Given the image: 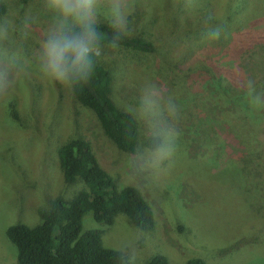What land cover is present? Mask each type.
<instances>
[{
    "label": "rangeland",
    "instance_id": "rangeland-1",
    "mask_svg": "<svg viewBox=\"0 0 264 264\" xmlns=\"http://www.w3.org/2000/svg\"><path fill=\"white\" fill-rule=\"evenodd\" d=\"M221 1L134 0L139 4L134 21L150 25L145 34L155 51L147 55L120 47L106 50L101 60L115 76L114 101L120 109L121 101L136 100L145 80L162 86L180 106L182 135L174 165L168 174L150 179L132 174L129 155L112 147L98 129L95 115L81 108L73 94L34 70L41 34L50 20L46 0H3L6 12L0 17L10 15L17 27L26 14L36 22L27 39L22 40L18 32L14 35L15 45L22 49V62L33 70L30 76L18 79L7 95H0V264H18V251L6 235L9 227L39 224L40 212L48 211L52 200L70 199L81 188L64 181L58 159L59 149L77 131L90 141L118 189L137 186L143 191L156 220L153 231L143 232L125 215L120 214L113 225H105L88 212L83 232H103V245L117 251L141 233L136 264H147L157 255L165 256L169 264H186L193 258H202L207 264H264V215L257 216L242 189L230 186L233 181L225 166L243 149L222 115L227 104L215 99L211 85L213 70L230 68L229 43L207 40L196 45L195 28L183 27L202 21L206 12L216 19ZM190 46L192 54L187 53L190 57L183 61L181 71L174 70L168 63L180 61ZM253 52L245 50L241 57ZM197 62L208 64V70L187 71ZM249 62H239L244 78L264 74V64L254 68L248 67ZM235 185L240 186L241 179Z\"/></svg>",
    "mask_w": 264,
    "mask_h": 264
},
{
    "label": "trees",
    "instance_id": "trees-1",
    "mask_svg": "<svg viewBox=\"0 0 264 264\" xmlns=\"http://www.w3.org/2000/svg\"><path fill=\"white\" fill-rule=\"evenodd\" d=\"M221 2L218 4L221 12L215 15L216 19L207 16L209 13L206 12L202 21L194 26L186 23L183 27L195 28L198 39L194 44L199 45L200 42H207L204 33L209 28L219 26L223 32L221 38L214 41L223 42L220 45L227 44L226 41L229 43L227 60L230 68L227 70L218 65L220 68L213 70L215 74L211 78V85L214 87L215 99L224 100V104H227V110L222 111V115L226 117L230 133L238 139L243 150L225 167L230 169V180L233 181L230 186L242 189L248 195L252 209L259 216L264 215V108L254 109L245 102L244 89L240 86L241 78L244 77L239 62L250 59L251 65L248 64V67L254 68L264 64V0ZM207 4L209 9H214L213 4ZM134 9L139 12L138 2L134 4ZM5 12L6 6L0 0V15ZM132 23L134 34L124 40L120 47L152 54L155 45L145 34L150 25L143 26V23L134 21L133 16ZM101 27L105 32H110L106 24ZM135 27L142 31L139 32ZM191 47L185 50L180 61L168 64L174 70L181 71L183 61L190 57L186 56L187 53L192 54ZM245 50L254 52L241 57ZM208 67L206 63L197 62L187 71L195 73L201 70L203 73ZM237 68L238 73L234 71ZM249 78L255 81L257 91H264V74ZM115 80L113 72L100 61L94 77L79 88L73 98L81 108L95 115L98 129L112 147L121 155H129L135 151L141 133L135 120L114 101ZM13 117L16 119L18 113L14 111ZM74 135L77 138L72 139V135L70 141L59 149L58 159L64 181L69 185H80L81 188L70 199L57 197L52 200L48 211L40 212L39 224H18L7 229L6 235L18 251V264H121L118 251L103 245V232H83V219L88 212L99 224L113 225L122 214L143 232L153 231L156 227L154 210L143 191L137 186L118 189L113 177L100 165L90 141L78 131ZM240 179L241 185L236 186ZM147 264L169 263L165 256L157 255ZM186 264L207 263L202 258H193Z\"/></svg>",
    "mask_w": 264,
    "mask_h": 264
},
{
    "label": "clouds",
    "instance_id": "clouds-1",
    "mask_svg": "<svg viewBox=\"0 0 264 264\" xmlns=\"http://www.w3.org/2000/svg\"><path fill=\"white\" fill-rule=\"evenodd\" d=\"M50 20L42 31L34 57V70L59 85L68 94L94 77L98 63L108 49L118 50L132 37L134 0H46ZM211 20V17H209ZM35 18L26 14L17 27L10 15L0 17V95H7L21 77L30 76L33 66L22 62L14 35L27 39ZM106 24L110 32L101 25ZM223 29L209 28L204 36L219 40ZM239 72V69H234ZM245 102L252 108H264V91H257L252 78H241ZM123 111L138 124L141 139L128 156V166L136 177L158 179L170 172L182 135L180 106L162 86L145 80L134 102H120ZM141 233L119 250L121 264H136Z\"/></svg>",
    "mask_w": 264,
    "mask_h": 264
}]
</instances>
